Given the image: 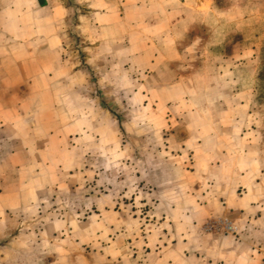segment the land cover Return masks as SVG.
<instances>
[{
  "label": "rangeland",
  "instance_id": "1",
  "mask_svg": "<svg viewBox=\"0 0 264 264\" xmlns=\"http://www.w3.org/2000/svg\"><path fill=\"white\" fill-rule=\"evenodd\" d=\"M108 3L123 23L103 68L77 33L64 55L88 68L101 130L43 196L0 214L11 264H151L181 236L199 264L206 236L236 232L224 206L264 216V0ZM244 247L261 264L264 244Z\"/></svg>",
  "mask_w": 264,
  "mask_h": 264
},
{
  "label": "crops",
  "instance_id": "2",
  "mask_svg": "<svg viewBox=\"0 0 264 264\" xmlns=\"http://www.w3.org/2000/svg\"><path fill=\"white\" fill-rule=\"evenodd\" d=\"M108 2L78 0L87 9L81 13L77 4L68 5L65 0H0V214L43 196L68 164L86 154L92 134L101 130V104L90 92L88 68L64 55L69 37L77 33L91 44L85 48L88 67L103 68L105 34L123 23L117 9H108ZM75 16L76 31L73 28L70 34L65 28ZM220 179L233 180V176ZM252 209L241 202L237 208L224 206L223 213L233 215L236 232L206 236L207 246L197 250L196 261L259 264L252 262L250 247H244L253 239L264 244V216ZM10 227L0 224V241ZM184 239L181 236L178 242L179 253L167 249L163 258L155 256L151 264H186ZM4 244L0 264H11V249Z\"/></svg>",
  "mask_w": 264,
  "mask_h": 264
},
{
  "label": "built area",
  "instance_id": "3",
  "mask_svg": "<svg viewBox=\"0 0 264 264\" xmlns=\"http://www.w3.org/2000/svg\"><path fill=\"white\" fill-rule=\"evenodd\" d=\"M231 231H233V227L229 224V227H228ZM261 264H264V256H263V258H262V260H261Z\"/></svg>",
  "mask_w": 264,
  "mask_h": 264
}]
</instances>
